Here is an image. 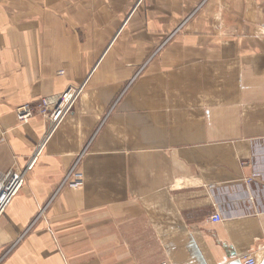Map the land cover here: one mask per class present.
Masks as SVG:
<instances>
[{
    "label": "crops",
    "instance_id": "1",
    "mask_svg": "<svg viewBox=\"0 0 264 264\" xmlns=\"http://www.w3.org/2000/svg\"><path fill=\"white\" fill-rule=\"evenodd\" d=\"M38 146L0 264H264V0H0V176Z\"/></svg>",
    "mask_w": 264,
    "mask_h": 264
},
{
    "label": "built area",
    "instance_id": "2",
    "mask_svg": "<svg viewBox=\"0 0 264 264\" xmlns=\"http://www.w3.org/2000/svg\"><path fill=\"white\" fill-rule=\"evenodd\" d=\"M81 86H68L58 94L40 99L37 104L23 103L15 108V114L18 123H26L30 118L40 115L47 123V133L51 134L58 124L67 116L73 109L77 99L79 98ZM41 148L39 146L31 154L22 169H12L9 172L0 176V218L3 216L6 207L11 203V199L16 195L19 189L23 186L26 173L29 172L39 157ZM79 158L71 165L69 171L64 176L61 186L71 183L73 186H79L82 181V174L78 170L77 165ZM210 219L213 222L221 220L220 213L213 214ZM160 264H168L163 261ZM243 264H256L253 257L244 258Z\"/></svg>",
    "mask_w": 264,
    "mask_h": 264
},
{
    "label": "bare ground",
    "instance_id": "3",
    "mask_svg": "<svg viewBox=\"0 0 264 264\" xmlns=\"http://www.w3.org/2000/svg\"><path fill=\"white\" fill-rule=\"evenodd\" d=\"M81 87H83V85L81 84ZM59 126V125H58ZM57 127V126H56ZM55 130V129H54ZM53 130V131H54ZM51 134H46V137L50 136ZM43 144V143H42ZM42 146V145H41Z\"/></svg>",
    "mask_w": 264,
    "mask_h": 264
},
{
    "label": "rangeland",
    "instance_id": "4",
    "mask_svg": "<svg viewBox=\"0 0 264 264\" xmlns=\"http://www.w3.org/2000/svg\"><path fill=\"white\" fill-rule=\"evenodd\" d=\"M77 167H79V164L77 165Z\"/></svg>",
    "mask_w": 264,
    "mask_h": 264
}]
</instances>
